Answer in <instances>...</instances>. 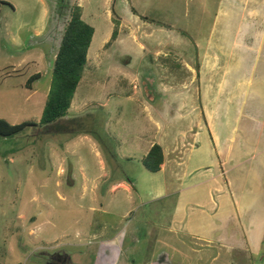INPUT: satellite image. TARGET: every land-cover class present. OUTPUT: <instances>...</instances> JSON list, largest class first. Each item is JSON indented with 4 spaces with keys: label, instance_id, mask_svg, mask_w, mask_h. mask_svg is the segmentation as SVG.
<instances>
[{
    "label": "rangeland",
    "instance_id": "obj_1",
    "mask_svg": "<svg viewBox=\"0 0 264 264\" xmlns=\"http://www.w3.org/2000/svg\"><path fill=\"white\" fill-rule=\"evenodd\" d=\"M255 1L0 0L11 125L41 122L73 5L95 30L59 130L0 136V264H264V130L245 117L264 108Z\"/></svg>",
    "mask_w": 264,
    "mask_h": 264
},
{
    "label": "trees",
    "instance_id": "obj_2",
    "mask_svg": "<svg viewBox=\"0 0 264 264\" xmlns=\"http://www.w3.org/2000/svg\"><path fill=\"white\" fill-rule=\"evenodd\" d=\"M94 34V28L83 19L82 7L78 4L73 5L55 59L52 84L41 122L11 125L0 119V136L14 137L30 128L45 127L49 130H57L60 127L59 124L67 117L77 89L83 80ZM117 36L118 28L107 46H110ZM39 79L40 74L32 76L27 87L32 88V84ZM164 163L165 153L162 146L153 145L145 159V168L151 173H158Z\"/></svg>",
    "mask_w": 264,
    "mask_h": 264
},
{
    "label": "crops",
    "instance_id": "obj_3",
    "mask_svg": "<svg viewBox=\"0 0 264 264\" xmlns=\"http://www.w3.org/2000/svg\"><path fill=\"white\" fill-rule=\"evenodd\" d=\"M255 3L257 4L258 3V0H256L255 1ZM78 5L79 6H81V4H80V2H78ZM82 7V6H81ZM51 9H52V15H55V14H57L56 13V10H57V7H53V5H52V7H51ZM83 9V8H82ZM47 9H45L44 10V17H46V15H47ZM255 15H259V14H261V15H264V11L262 12V11H259V12H257V13H254ZM260 16V15H259ZM262 23H264V21H262ZM259 25H261V23L260 24H258V26ZM259 29V28H258ZM263 29H259V31H262ZM44 33H43V31L41 32V31H39L38 33H37V35L38 36H42ZM44 36H45V34H44ZM47 41L50 39V36L49 35H47ZM61 41H62V37H61ZM105 41H107V39L105 40ZM60 44H61V42H60ZM246 46H248L249 48H253V46H255V45H251V46H249L248 44H245ZM262 46L263 45H261L260 47H258L259 48V50L260 51H262ZM59 48H60V46H59ZM264 48V47H263ZM59 51V50H58ZM58 53V52H57ZM254 79L255 78H253L252 80L250 79L249 81H248V84H252L253 83V81H254ZM253 90H251V92H252ZM251 92H249V94L250 95H252L253 93H251ZM256 92V91H255ZM258 92V91H257ZM263 107V105H260L259 107H251L250 108V110H246L247 111V113H246V115H245V117H248L249 118V120H250V122H252V123H254L255 124V126H257V127H259V128H261L262 130H264V108H262ZM153 147V145H151V148ZM150 148V149H151ZM150 151V150H149ZM149 151H148V153H149Z\"/></svg>",
    "mask_w": 264,
    "mask_h": 264
},
{
    "label": "flooded vegetation",
    "instance_id": "obj_4",
    "mask_svg": "<svg viewBox=\"0 0 264 264\" xmlns=\"http://www.w3.org/2000/svg\"><path fill=\"white\" fill-rule=\"evenodd\" d=\"M70 260V259H69Z\"/></svg>",
    "mask_w": 264,
    "mask_h": 264
}]
</instances>
